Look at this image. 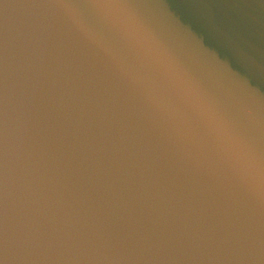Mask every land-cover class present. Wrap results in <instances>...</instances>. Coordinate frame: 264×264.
<instances>
[{
  "label": "water",
  "instance_id": "95a60500",
  "mask_svg": "<svg viewBox=\"0 0 264 264\" xmlns=\"http://www.w3.org/2000/svg\"><path fill=\"white\" fill-rule=\"evenodd\" d=\"M0 264H264V0H0Z\"/></svg>",
  "mask_w": 264,
  "mask_h": 264
}]
</instances>
